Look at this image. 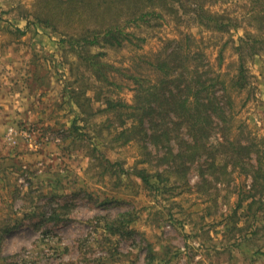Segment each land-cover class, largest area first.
Returning a JSON list of instances; mask_svg holds the SVG:
<instances>
[{"label":"rangeland","instance_id":"rangeland-1","mask_svg":"<svg viewBox=\"0 0 264 264\" xmlns=\"http://www.w3.org/2000/svg\"><path fill=\"white\" fill-rule=\"evenodd\" d=\"M110 4L120 7L0 0V264H264V217L238 208L250 178L231 167L201 178L208 153L185 175L168 170L164 148L148 155L143 141L123 144L117 116L102 111L107 98L133 104L129 74L159 82L149 63L179 45L208 83L226 84L230 136L264 151V53L248 57V86L231 87L240 38H264V0L149 6L145 21L121 15L123 48L78 41L108 23ZM201 9L230 28L200 24Z\"/></svg>","mask_w":264,"mask_h":264},{"label":"trees","instance_id":"trees-1","mask_svg":"<svg viewBox=\"0 0 264 264\" xmlns=\"http://www.w3.org/2000/svg\"><path fill=\"white\" fill-rule=\"evenodd\" d=\"M118 2L120 7L110 4L104 10L105 15L110 17V20L107 18V24H97L94 29L86 30L87 34H83L78 41L87 46H97L104 42L112 48H123L125 41L130 40L127 38L129 33L124 32L118 24L122 14L129 17L127 21L137 23L145 21L150 12L154 11L148 10L149 6L155 9L157 6L166 5L172 13L177 12L180 7L185 9L184 0ZM90 5L91 8H102L99 3ZM198 17L200 24L213 30L226 32L230 28V25L224 22L219 23L218 15L206 13L203 9ZM105 25L106 28H103ZM249 35L247 39L241 37L236 47L239 51V61L231 87L237 91L244 90L249 84L248 57L264 53V38L259 34ZM243 44L248 46L250 55L245 54ZM100 55L102 54L91 56L89 61L99 58ZM187 57L189 56L181 53L179 45L165 50L161 59L149 63L151 69L161 76L159 82L129 74L128 77L135 85L133 104L107 98V107L102 111L113 112L117 116L120 131L116 139L122 140L123 144L134 140L143 141L148 155L151 154L150 149L164 148L165 153L160 160L168 170L177 169L185 175L187 163L206 159L205 153L209 154L207 159L210 158L211 161L207 170H202L201 178L219 179L221 174L227 173L229 167L238 169L241 174L251 179L248 190H243L239 195L238 208L247 206L253 216L260 213L264 217V151L253 142L244 143L230 136L228 109H231L234 102L232 97L227 95L226 84L221 83L222 88L218 91L215 84L206 81L199 64L194 68L188 66ZM105 66L99 69L98 77L104 75V81H107V73L103 72ZM219 135H222V138ZM177 170L175 172H178ZM138 177L145 183H150L146 169H141ZM153 177L160 180L163 178L161 172H157ZM254 233L257 234V231Z\"/></svg>","mask_w":264,"mask_h":264},{"label":"built area","instance_id":"built-area-1","mask_svg":"<svg viewBox=\"0 0 264 264\" xmlns=\"http://www.w3.org/2000/svg\"><path fill=\"white\" fill-rule=\"evenodd\" d=\"M11 132H12V130H11Z\"/></svg>","mask_w":264,"mask_h":264}]
</instances>
